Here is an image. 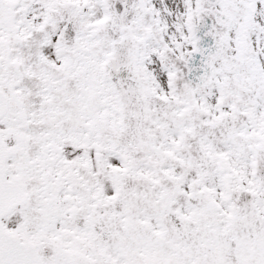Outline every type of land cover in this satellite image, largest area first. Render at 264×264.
<instances>
[{"label": "snow or ice", "instance_id": "1", "mask_svg": "<svg viewBox=\"0 0 264 264\" xmlns=\"http://www.w3.org/2000/svg\"><path fill=\"white\" fill-rule=\"evenodd\" d=\"M0 264H264V0H0Z\"/></svg>", "mask_w": 264, "mask_h": 264}]
</instances>
